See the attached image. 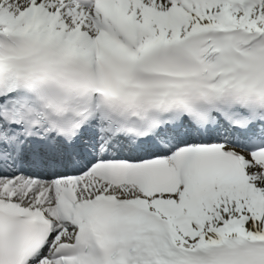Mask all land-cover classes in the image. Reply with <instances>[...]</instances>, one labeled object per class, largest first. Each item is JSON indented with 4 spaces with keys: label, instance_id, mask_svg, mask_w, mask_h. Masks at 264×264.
Instances as JSON below:
<instances>
[{
    "label": "snow or ice",
    "instance_id": "snow-or-ice-1",
    "mask_svg": "<svg viewBox=\"0 0 264 264\" xmlns=\"http://www.w3.org/2000/svg\"><path fill=\"white\" fill-rule=\"evenodd\" d=\"M0 264H264V0H0Z\"/></svg>",
    "mask_w": 264,
    "mask_h": 264
}]
</instances>
